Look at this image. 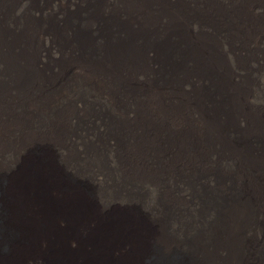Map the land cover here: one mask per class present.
Instances as JSON below:
<instances>
[{
    "label": "bare ground",
    "instance_id": "6f19581e",
    "mask_svg": "<svg viewBox=\"0 0 264 264\" xmlns=\"http://www.w3.org/2000/svg\"><path fill=\"white\" fill-rule=\"evenodd\" d=\"M0 264H264V0H0Z\"/></svg>",
    "mask_w": 264,
    "mask_h": 264
},
{
    "label": "rangeland",
    "instance_id": "374dc122",
    "mask_svg": "<svg viewBox=\"0 0 264 264\" xmlns=\"http://www.w3.org/2000/svg\"><path fill=\"white\" fill-rule=\"evenodd\" d=\"M59 19H60V15H59ZM43 42H44V43L47 42V39H46V38H43ZM7 106H8V107H7V112H8V113H6L5 116H6V117H7V116H9V117H13V115L15 114L16 109H15V111H14L13 109H12V111H11L9 108H11L12 106H10V104H8ZM9 106H10V107H9ZM9 113H11V114H9ZM157 256H158V257H161L160 254H157ZM157 256H156V259H157Z\"/></svg>",
    "mask_w": 264,
    "mask_h": 264
}]
</instances>
